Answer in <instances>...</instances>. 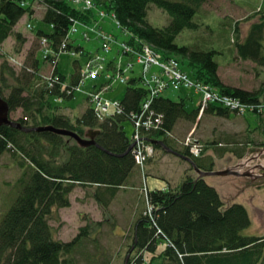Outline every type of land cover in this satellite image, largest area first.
<instances>
[{
  "label": "trees",
  "instance_id": "trees-1",
  "mask_svg": "<svg viewBox=\"0 0 264 264\" xmlns=\"http://www.w3.org/2000/svg\"><path fill=\"white\" fill-rule=\"evenodd\" d=\"M42 1L44 4L47 3L48 8L41 21L49 27V32L36 31L34 39L38 42L44 41L55 55H60L58 50L71 25V19L84 24L96 22L92 13L84 14L68 0ZM208 1L210 0H110V5H107L105 1L95 0V4L100 8H107V11L111 10L123 31L132 32L135 38L142 42L141 44L149 45L163 57L173 55L184 58L188 66L197 69L192 73L198 83L216 93L219 91L217 95L220 97L237 99L245 106L253 107L252 113L263 120L264 115H259L256 111L257 107L263 105L259 103L257 93L233 90L223 87L218 82L215 75L216 52L212 48L198 51L195 48L179 47L175 43L180 33L197 28L193 19L201 6ZM262 3L264 4V0ZM263 4L258 10L262 12L260 21L250 26L245 40L239 42L237 29L234 30L235 38L234 35L232 37V43L240 59L251 61L261 67H264ZM150 5L156 6L169 16L166 27L158 29L148 24L146 16ZM23 6L25 0H0V47L13 36L17 44L14 46L15 53L20 50L17 46L23 44L19 41L21 34L13 33V26L25 14L32 15L31 7ZM128 41L129 44L133 42L130 39ZM73 44V41L68 39L64 49L75 50L77 53L82 51V48H75ZM27 60L22 74L15 79L17 85L11 86V96L4 98L9 113L21 109L24 117L17 122L24 127L50 125L56 129L74 132L81 137L88 130H97L99 134L95 137V142L98 148L79 147L68 137L48 132L23 133L7 126L0 127V157L6 152L13 151L14 156L18 155L26 160L29 169L28 173L23 171L19 179L22 188L18 197L0 217V264H76L75 255L78 249L85 241L91 240L93 231L86 234L85 229H81L77 236L67 243L55 240L48 223L51 210L53 207L69 206L67 197L75 183L102 185L103 188L96 192L107 191V202L114 198L116 188L125 183L133 168L131 155L125 154L128 145L122 127L125 129L126 123L131 126L140 124L142 104L148 100L149 92L142 87L140 79H131L126 86L123 99L116 100L119 113L99 122L93 114L94 105L88 104L87 110L72 123L68 117L56 115L54 111L57 108H53L47 98L70 100L73 93L67 96L56 87L48 92L46 97L47 92L37 86L42 80L39 76L40 61L36 54L34 57L33 54H28ZM0 61L2 85L7 81L5 55L0 54ZM47 64H52L50 59H47ZM52 65L54 76L58 80H64L65 77L57 71V60L56 64ZM73 67L76 68V74L72 76L70 84L77 86L80 81L77 61L73 62ZM12 76H15L13 72ZM36 80L38 89L34 90ZM25 83L29 85L25 87ZM165 92L151 98L149 108L141 118L142 123L149 117L154 120L157 115H161L159 130L145 131L144 128L140 130L143 132L145 142L152 145L155 151L162 150L167 153V150H171L188 157L185 149L175 148L167 133H173L180 121L194 124L199 107L188 112L185 101L187 98L172 101L163 96ZM0 95L2 96L1 92ZM46 111L47 114H44ZM205 112L220 117L228 114L237 115V112L233 113L214 105H210ZM24 118L26 120H23ZM9 145L11 149L8 148ZM260 145L264 146V141H261ZM205 151L204 146L201 156L193 161L199 170L207 172L212 170L213 160L210 159L206 163V159L201 158ZM118 155H122L121 158H118ZM242 157V154L238 156L239 159ZM23 163H20V166L24 167ZM191 177L186 176V180L175 190L167 187L146 194L143 211L133 225L131 242L123 257V264H144L141 254L156 253L159 241H165V247L160 253V258L153 259L149 264H264V236L242 235V231L250 226L244 207L232 204L224 208L218 193L205 182L204 178ZM143 185L146 188L145 183L142 187ZM97 193L94 194V198L98 202L101 194L99 197ZM105 205H101L100 208H105Z\"/></svg>",
  "mask_w": 264,
  "mask_h": 264
},
{
  "label": "rangeland",
  "instance_id": "rangeland-1",
  "mask_svg": "<svg viewBox=\"0 0 264 264\" xmlns=\"http://www.w3.org/2000/svg\"><path fill=\"white\" fill-rule=\"evenodd\" d=\"M103 1L110 5V0ZM68 2L77 6L84 14L89 15L92 13L96 22L84 24L81 21L71 19L73 30L70 39L73 41L75 48H82V51L77 54L75 52L62 53L57 57L58 71L66 78L67 82L70 81V76L74 74L72 63L78 61L81 67H85L89 61L94 60L99 55L100 49L109 48L111 52L106 58L114 60L119 57L117 51L121 54L124 47L129 48L130 50L124 54L125 58H121V63L127 67H129L127 62L133 66L136 64L135 61L142 54L141 47L143 46H140L142 42L135 38L132 32L131 34L125 30L123 31L111 10L107 11V8L98 7L95 0H68ZM32 3L33 1L25 0V5H27L25 8L29 5L32 9V15L28 16L26 14L16 28L13 29V33L20 32L29 35L27 44L17 46L20 48V55L14 52V46L17 44L13 36L9 37L0 47V54L5 55L7 62L5 68L7 86L17 85L15 79L22 74L23 70L21 68L27 65L26 61L28 60L25 59H27L26 56L29 51L33 54V57L34 54L37 55V59L40 61L41 74L44 75L48 71V66L41 59V45L38 40L34 39V33L32 32L39 30L49 32V27L43 24L41 17H39L42 11L41 7L33 8ZM262 4V0H210L203 4L193 19L197 28L180 33L176 37L175 43L179 47L195 48L198 51L212 48L216 52L214 55L217 63L215 75L218 82L223 87L233 90L257 93L259 103L264 106V67L251 61L241 60L237 55L235 45L232 43L235 29L238 31L239 42H242L245 40L250 26L260 21L262 12L258 10ZM262 9L264 13V4ZM103 13L107 14L104 15ZM146 21L152 27L162 29L168 25L169 16L156 6L150 5ZM28 24L32 27V30L27 28ZM233 38H235V35ZM128 39L133 40L132 44H129V41L127 42ZM116 43L121 44V46L117 48ZM147 46L150 49L149 54H154L156 59L160 57V62L169 65L177 63V68L185 71L191 81L197 82L192 73H195L197 69L188 66L184 58L173 55L163 57L160 52L149 45ZM97 69L98 67H95V70ZM12 72L15 75L14 77ZM139 72L140 67L137 64L134 67V74L118 65L112 69L102 68L98 70L97 75L87 79L83 88L89 91L92 90L93 95L101 91H107L103 96L105 100L115 102L123 99L128 82L137 78ZM152 73L158 75L160 71L156 69ZM52 74L53 70H50V77ZM150 77L151 74L149 73L146 80L141 82L144 84L142 87L147 89L146 91L149 93L154 87V84H149ZM105 80L111 82L110 87L103 86ZM24 85L27 87L29 83ZM36 87L35 84L33 89H38ZM190 87L192 89L180 91L168 90L167 87L161 92L166 91L163 96L172 101L187 98L185 101L188 112L199 107L196 122L194 124L186 121L178 122L172 133L173 137L184 141L190 136L193 140L200 141L203 148L206 147L204 156L201 158L203 160L205 158L206 163L210 159L213 160L211 171L234 173L225 176H208L204 179L210 187L216 190L224 204V208L232 204L244 207L250 220V226L242 231V235L250 237L264 236V146L260 145V142L264 141V116L262 120L260 117L253 115L250 109L240 116L228 114V116L220 117L205 112L211 103L200 97L193 85ZM50 102L53 108H57L54 111L56 115L66 116L72 123L75 122V118L79 117L80 111L83 112L88 107L85 93H75L70 100H62L57 103L50 100ZM212 105L218 106L216 104ZM262 112L264 113V110ZM44 114H47V111ZM9 117L12 121H17L24 117V113L21 109H18L10 113ZM125 130L127 136L130 137L132 134L131 124L126 123ZM173 145L179 149L174 142ZM240 154L243 155L241 159L238 158ZM164 155L158 151L156 155V151H154L150 159L151 162H147L146 170L145 168L144 171L137 172L136 170L129 181V186L118 190L112 201L103 209L100 207L107 202V191L92 193L93 190L89 191L90 189L80 187H76L70 195V208L65 210L53 209V214L51 219L49 217L48 223L53 229L55 240L67 243L72 241L81 229H85L86 234L93 231L91 240L85 241L78 249L75 255L76 264H123V257H125L131 242L132 222L136 220L144 208L143 196L139 191L142 184L145 183L148 192L156 189L161 190L154 187L156 183L161 185L160 188L166 187L169 183L171 189L175 190L186 180L184 171H186L187 166L188 170L185 175L188 177L195 176L189 165L181 161L175 162L181 168L176 170L174 167H169V171L165 173L163 167L165 164H161L164 158L167 157ZM171 158L176 160L175 157ZM153 159L155 161L152 162ZM22 162H24V167L20 166ZM23 171L29 172L28 164L23 157L14 156L8 152L0 157V217L19 195L22 188L19 179L22 177ZM134 188L135 191H132L131 189ZM95 193L99 197L101 194L98 202L94 198ZM161 247L157 249L155 254L162 252L163 247Z\"/></svg>",
  "mask_w": 264,
  "mask_h": 264
},
{
  "label": "built area",
  "instance_id": "built-area-1",
  "mask_svg": "<svg viewBox=\"0 0 264 264\" xmlns=\"http://www.w3.org/2000/svg\"><path fill=\"white\" fill-rule=\"evenodd\" d=\"M89 2V1H88ZM73 28L71 29L70 32H72ZM42 44H45L44 41H42ZM108 49H103V52H108ZM125 52L129 51V48L124 47ZM142 54L138 57L137 61L139 64L142 65V76L143 80H146L150 69L157 67L160 71L158 75H154L153 73L151 74L149 84H154L153 90L150 91L149 94L151 96L154 95H159L163 89L165 88H170L172 90H178L180 88H191L190 86H194L196 88V91L198 93H201L202 97L204 98L205 101H208L211 104H216L219 107H222L224 109H227L231 112H237L238 115H243L246 110H253V107H248L242 104L239 100L237 99H231V98H223L217 95L216 92H213L212 90L208 89L206 86H202L200 84H194L192 81L189 80V78L179 69L176 67L178 65L177 63H172V65L165 64L163 62H160L161 58L156 59L154 54H149L150 49L148 46H143L141 47ZM47 54H44V59H47L46 57ZM103 58L101 57H95L94 60L89 61L84 70L82 71V78L83 79H88L89 77H94L97 75L98 70L102 69V62ZM52 64H54V61H51ZM95 67H98L97 70H95ZM56 78H47V84L49 86H55V81ZM144 85V84H143ZM62 86V85H60ZM68 88V87H67ZM68 94L71 92H67ZM92 102L94 105L95 110L101 112V113H109V110H112L114 108H118V103L116 102H111L107 101L103 98L100 97V95H93L92 96ZM204 106V105H203ZM203 109V108H202ZM264 106L260 105L257 107V113L259 115L263 114ZM253 112V111H252ZM143 116V113H142ZM140 117V124L137 123L135 128L139 129L144 128L145 131H149L151 129H154V131L159 130V125H161V120L158 118L152 120L151 117H149L146 121L141 123V118ZM152 116V113L151 115ZM185 147H189V151L193 155H197L200 151V147L197 144H192L191 141L186 139L184 142ZM153 153L152 149L149 146H146L145 143L142 146L140 152L138 154L146 160L149 156H151Z\"/></svg>",
  "mask_w": 264,
  "mask_h": 264
},
{
  "label": "bare ground",
  "instance_id": "bare-ground-1",
  "mask_svg": "<svg viewBox=\"0 0 264 264\" xmlns=\"http://www.w3.org/2000/svg\"><path fill=\"white\" fill-rule=\"evenodd\" d=\"M32 5H33V8H35V7H41V12H40V16L39 17H41V20H42V18L45 16V10H46V8H48V5H47V3H45L44 4V2L42 1V0H35L33 3H32ZM27 5H25V6H23L24 8L26 7ZM203 6V5H202ZM201 6V7H202ZM30 6L28 5V7L27 8H29ZM104 15L105 14H107V13H103ZM26 15V14H25ZM24 15V16H25ZM23 16V17H24ZM22 17V18H23ZM21 18V19H22ZM21 19L13 26V29H15L16 28V26L18 25V23L21 21ZM70 23H71V25H70V27H69V29L66 31V33H65V39H64V41H63V43H65L66 41H67V39L69 38V34H70V31H71V29L73 28V24H72V21L70 20ZM28 29H30V30H32V27L29 25L28 26ZM32 32V31H31ZM16 33H19V34H21L20 35V39H19V41L22 43V44H27L28 42H29V35H25V34H23V33H20V32H16ZM32 33H34V38H35V32H32ZM44 33H48V32H44ZM47 44H48V42H46ZM19 53V52H18ZM51 53H52V48H50V58H53V55H51ZM28 54H31V52L29 51V53ZM28 54H27V56H26V58L28 57ZM19 55H20V53H19ZM48 55V54H47ZM25 60H27V59H25ZM25 67H22L21 69L23 70ZM65 83V80H56L55 81V84L56 85H62V84H64ZM35 84H37V80H36V82H35ZM39 87H40V89L42 88V90H45L46 92H47V96L46 97H48V92H50L51 90H54L56 87H54V86H49V85H47V84H43V83H40V85H39ZM69 92H71V93H69V95H71L72 94V91L69 89L68 90ZM67 91V92H68ZM0 92H1V94H2V96L0 95V98H1V100L2 101H4L5 102V104L7 105V102L5 101V99H7V98H9L10 96H11V86H7L6 84H0ZM5 98V99H4ZM151 98H153V96H151L150 94L148 95V100L146 101H144L143 102V104H142V110H143V113H145V111L146 110H148V108H149V103H150V100H151ZM47 99H49V98H47ZM50 100H51V98H50ZM49 100V101H50ZM87 110V108L81 113V114H83L85 111ZM119 110L120 109H118V108H114V109H112L109 113H101V112H99V111H97V110H95V109H93V114H94V116H95V118L99 121V122H103V121H105V120H107L108 118H110V117H112L114 114H116V113H119ZM157 115V114H156ZM136 116V115H135ZM157 118L159 119V120H161L162 119V116L161 115H157ZM8 127V126H7ZM126 127V126H125ZM10 128V127H9ZM61 130H63V129H61ZM68 131V130H67ZM94 131H96V130H94ZM87 132V131H86ZM122 132L126 135V137H127V145H128V147H127V150H126V152H125V154H130L131 155V157H132V159H133V168H132V172L130 173V177L128 178V179H126V181H125V183L122 185V184H120L119 186H118V188H116V192H118V190H120V189H122V188H127L129 185V181L131 180V175L133 174V173H135V171L136 170H142V169H144V168H146V165H147V162L138 154V152H140V150H141V148H142V146L144 145V143H145V137L143 136V132L141 131V130H139L138 128L136 129L135 128V126H132V134H131V136L130 137H128L127 136V133H126V130L122 127ZM72 133H74V132H72ZM76 134V133H75ZM78 135V134H77ZM81 137V136H80ZM82 138H84V136L82 137ZM95 147H97L98 148V146L96 145ZM8 148L9 149H11L12 147H11V145H9L8 146ZM129 148H130V150H129ZM129 150V151H128ZM13 152V151H12ZM12 152H8V153H12ZM13 154V153H12ZM124 155V154H123ZM121 156L122 155H118L117 157L118 158H121ZM159 173V172H158ZM75 183V182H74ZM76 187H80V188H85V189H90L89 191H91V190H93L92 191V193L93 192H96L97 190H99V189H102L103 188V186L102 185H93V184H80V183H75V185H74V187L72 188V190H71V192L68 194V197H67V200H68V203H69V206L68 207H63V208H57V207H53L52 208V210H51V214H50V219H51V216H52V212H53V209H68V208H70V206H71V203H70V195H71V193L74 191V189L76 188ZM112 200H110V201H108V202H106V205L105 206H107L108 205V203L109 202H111ZM104 206V207H105ZM134 223H135V220H134V222H132V225H134ZM50 230H51V233L53 234V229H52V227L50 226ZM165 241H159L158 243H157V247L159 248L160 246H162V247H165ZM161 247V248H162ZM157 252V251H156ZM161 254H155V253H153V254H150V253H148V252H143L142 254H141V256H142V258H143V263L144 264H149L153 259L155 260V259H157L159 256H160Z\"/></svg>",
  "mask_w": 264,
  "mask_h": 264
},
{
  "label": "water",
  "instance_id": "water-1",
  "mask_svg": "<svg viewBox=\"0 0 264 264\" xmlns=\"http://www.w3.org/2000/svg\"><path fill=\"white\" fill-rule=\"evenodd\" d=\"M1 126H8L10 128L16 129V130L23 132V133H31V132L44 133V132H48V133H52V134H55L58 136L68 137V138L74 140L79 147H83V148H86L88 146H96L95 137L99 134V132L97 130L96 131L88 130L84 134V138H82L75 133H72V132L67 131V130L56 129L50 125L26 128V127L22 126L20 123H18L16 121H12L9 118L8 107L5 104V102L2 101L0 98V127ZM156 144L161 145L160 143H156ZM129 150H130V148H129ZM185 159H187L190 162V160L188 158H185ZM192 165H193V167H194L199 178H205L208 176H225V175H233L234 174V173H231L229 171L204 172V171L198 170L194 166L193 163H192Z\"/></svg>",
  "mask_w": 264,
  "mask_h": 264
},
{
  "label": "clouds",
  "instance_id": "clouds-1",
  "mask_svg": "<svg viewBox=\"0 0 264 264\" xmlns=\"http://www.w3.org/2000/svg\"><path fill=\"white\" fill-rule=\"evenodd\" d=\"M28 26H29V24L27 25V28H28ZM70 34H71V32H70ZM70 34H69V40H70ZM67 39V40H68ZM65 46H66V42L65 43H62V45H61V47L59 48V50L62 52V53H66L67 51L64 49L65 48ZM140 46H147L146 44H140ZM41 48H43L42 46H41ZM136 65V64H135ZM134 65V66H135ZM139 67H140V72H139V74L137 75V78L138 79H140V82H142V80H143V76H142V66L141 65H139V64H137ZM79 70V69H78ZM132 73H134V69L131 71ZM79 73H80V71H79ZM150 73V72H149ZM76 74V70H74V74H72L71 76H70V80H71V78H72V76L73 75H75ZM52 77V76H51ZM53 78V77H52ZM57 80H58V78H56ZM65 80V79H64ZM80 82V81H79ZM40 83H42V82H40ZM40 83L37 85V86H39L40 85ZM66 83V82H65ZM64 83V84H65ZM43 84H45V83H43ZM46 84H47V82H46ZM64 84H62V85H64ZM48 85V84H47ZM142 85H143V83H142ZM54 87H58L59 89H60V85H55ZM69 88V86H66L65 87V90L63 91V93H65V95H67V96H69V94L67 93V91L69 90L68 88ZM71 90V89H70ZM72 93H73V91H72ZM63 100V98H57V97H54L53 99H52V101L54 102V103H57V102H60V101H62ZM115 102H117V101H115ZM23 120H26L25 118L23 119ZM17 122V121H16ZM19 123V122H18ZM167 136L169 137V139L173 136V134L171 133H167ZM192 143V142H191ZM145 145L146 146H149L151 149H154L153 147H152V145H150V144H147L146 142H145ZM184 148L187 150V152H188V154H189V156L188 157H190V151H189V147H185L184 146ZM176 153V152H174V151H171V150H167V153ZM180 155V154H179ZM180 156H182V155H180ZM183 158H184V160H185V157L184 156H182ZM187 157V158H188ZM150 160V157H148L145 161H147V160ZM144 170V169H143ZM143 170H140V171H143ZM204 172H206V171H204ZM207 172H213V171H207ZM144 184V183H143ZM157 190V189H156ZM154 191V190H153ZM151 192V191H150ZM141 196H143V200L144 199H146V194H148V190H147V187L145 188L144 187V185H143V187H142V190H141Z\"/></svg>",
  "mask_w": 264,
  "mask_h": 264
},
{
  "label": "crops",
  "instance_id": "crops-1",
  "mask_svg": "<svg viewBox=\"0 0 264 264\" xmlns=\"http://www.w3.org/2000/svg\"><path fill=\"white\" fill-rule=\"evenodd\" d=\"M39 72H40V74H41V70H39ZM43 72V71H42ZM49 72V67H48V71L46 72V73H48ZM134 74V73H133ZM104 94L105 93H103V96H104ZM82 113V111H80V114ZM164 149V148H163ZM164 151H166L165 149H164ZM159 153L161 152L162 154H165L164 156H167L166 158H164V160L161 162V164H165L163 167H164V171H165V173L167 172V171H169V167H174V169H176V170H178L179 168H181V166L180 165H178L177 163H175L176 161H181V162H184V163H187V161L186 160H184V158L182 157V156H180L178 153L176 154V153H164L162 150H159L158 151ZM167 152V151H166ZM171 157H175V159L176 160H174V159H172ZM188 164V163H187ZM189 165V164H188ZM189 167H190V165H189ZM187 170H188V166L186 167V171H184V173L185 172H187ZM187 174V173H186ZM187 175H185L184 174V177H186ZM154 187H156V188H158V189H166L167 187H169V188H171V186H170V184L168 183L167 184V186L166 187H162V188H160L161 187V185L159 184V183H156L155 185H154ZM132 191H135V188L134 189H131Z\"/></svg>",
  "mask_w": 264,
  "mask_h": 264
}]
</instances>
